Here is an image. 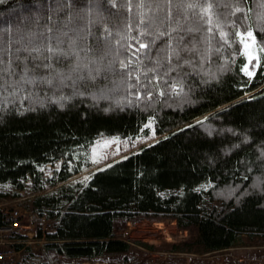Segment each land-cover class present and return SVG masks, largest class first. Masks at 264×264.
<instances>
[{"label":"trees","instance_id":"obj_1","mask_svg":"<svg viewBox=\"0 0 264 264\" xmlns=\"http://www.w3.org/2000/svg\"><path fill=\"white\" fill-rule=\"evenodd\" d=\"M248 32L259 48L251 76L241 42ZM0 38L11 41V54L8 45L0 53L3 67L12 60L0 81V183L21 188L30 175L41 189L79 168L45 180L40 165L70 159L99 137L156 136L85 182L33 199L58 217L47 234L51 253L128 251L113 222L136 216L194 226L206 252L264 234V0H0ZM57 38L79 58L45 61L51 70L37 69L35 84L18 86L25 65L40 63ZM137 41L148 47L137 51ZM33 48L41 60L27 58L23 49ZM57 73L71 79L39 82ZM205 196L218 205L206 208Z\"/></svg>","mask_w":264,"mask_h":264},{"label":"rangeland","instance_id":"obj_2","mask_svg":"<svg viewBox=\"0 0 264 264\" xmlns=\"http://www.w3.org/2000/svg\"><path fill=\"white\" fill-rule=\"evenodd\" d=\"M241 40H243L242 52L246 57L243 71L251 76L253 69L249 64L251 60L258 59L259 48L253 35L249 37L245 33L241 35ZM146 125L152 127V120L147 121ZM155 138L154 135L150 138H143L142 133L128 137H99L87 150L74 151L70 159H58L38 167L41 178L48 180L55 177L60 169L70 170L77 166L79 171L73 173L67 180L57 181L53 185L45 182L41 189L32 188L34 182L30 175L25 177L21 188L8 183H0V204L18 199L17 204L35 207L33 199L36 196L53 192L64 182H85L92 171L108 165ZM209 186L210 182H205L199 189L206 190ZM168 192L170 191H163L161 194ZM218 203L219 201H210L206 196L203 201L206 208L218 205ZM37 209L48 211L46 207ZM113 226L115 237L130 244L128 251L92 258H69L47 252L41 256L39 261L44 264H123L129 260L135 264H264V234H242L241 243L225 249L206 252L197 242L196 228L194 226L179 227L176 219L171 215L136 216L132 219L117 218Z\"/></svg>","mask_w":264,"mask_h":264},{"label":"built area","instance_id":"obj_3","mask_svg":"<svg viewBox=\"0 0 264 264\" xmlns=\"http://www.w3.org/2000/svg\"><path fill=\"white\" fill-rule=\"evenodd\" d=\"M17 202L15 199L0 204V264H44L39 260L50 253L46 249L51 241L47 234L54 231L58 217Z\"/></svg>","mask_w":264,"mask_h":264},{"label":"snow or ice","instance_id":"obj_4","mask_svg":"<svg viewBox=\"0 0 264 264\" xmlns=\"http://www.w3.org/2000/svg\"><path fill=\"white\" fill-rule=\"evenodd\" d=\"M189 7H192V5H189ZM192 30L193 29H189V31H192ZM160 35H164V33H160ZM247 35L249 37H251L252 33L248 32ZM241 42L243 43V40ZM62 43H63V41L60 40L59 38H57L56 46L53 47V46H51V40H49V46L46 47V49H45V51L49 55H44L42 60H41L42 53H41L40 49L33 48V49H31V51H29L28 49H23V51H28V57H27L28 59L33 60V61L41 60V62L40 63H34L32 69H29L27 67V65H25L24 72L21 75L20 80L17 81L16 84L18 86H22L21 82L27 83V84H35L37 81H36V79H34L30 76V73L34 74L37 69H41V68L49 69V70L52 69V64L50 62L46 63L45 61H51V60L55 59L56 62L58 63L61 58L67 57L69 55L77 57V59L79 58V53H77L75 51H71V49H72L71 44L69 45L70 51H65L63 48L60 47V45ZM74 43L75 42H73V44ZM137 43L139 45V48L137 49V51H139L140 48H147L148 47L147 44L141 43L140 41H137ZM153 43H155V41H153ZM6 45H8L7 51L9 52V54H11V47H10L11 41L10 40L4 41L3 38H0V53H2L3 51L6 50ZM16 51L19 52V51H21V49L17 48ZM33 52L36 53L35 56L32 55ZM171 55H175V56L179 57V52L176 51V49H172ZM171 55L167 56L169 63L171 62ZM17 59H19V57H17ZM4 63H5L4 56L0 55V81L3 80V74L6 71L11 72L12 60L10 58L8 59V67L7 68L3 67ZM123 66L125 68L128 67V65H123ZM80 67H81V65L79 63H77V65L73 69V71H76ZM165 74H167V73H165ZM66 78L71 79V76L66 77L63 74L57 73L55 77L46 76V77L42 78L39 82L40 83H47V84L51 85L53 82V79H58L60 81V83L62 84L64 79H66ZM0 87H2V85H0Z\"/></svg>","mask_w":264,"mask_h":264},{"label":"bare ground","instance_id":"obj_5","mask_svg":"<svg viewBox=\"0 0 264 264\" xmlns=\"http://www.w3.org/2000/svg\"><path fill=\"white\" fill-rule=\"evenodd\" d=\"M56 226V225H55ZM55 230V229H54Z\"/></svg>","mask_w":264,"mask_h":264},{"label":"crops","instance_id":"obj_6","mask_svg":"<svg viewBox=\"0 0 264 264\" xmlns=\"http://www.w3.org/2000/svg\"><path fill=\"white\" fill-rule=\"evenodd\" d=\"M117 219V218H116ZM115 220V219H114Z\"/></svg>","mask_w":264,"mask_h":264}]
</instances>
